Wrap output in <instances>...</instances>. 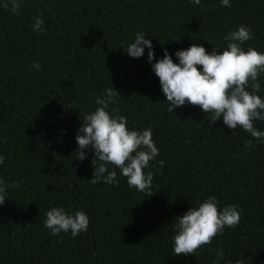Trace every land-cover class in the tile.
Returning <instances> with one entry per match:
<instances>
[{
    "label": "trees",
    "instance_id": "trees-1",
    "mask_svg": "<svg viewBox=\"0 0 264 264\" xmlns=\"http://www.w3.org/2000/svg\"><path fill=\"white\" fill-rule=\"evenodd\" d=\"M230 3L23 0L19 15L0 8V178L19 182L0 205V264H214L218 249V264H264V142L222 118L212 125L199 106L169 112L149 50L130 58L124 49L141 32L156 60L167 49L179 63L176 51L193 43L222 51L224 36L245 24L255 39L243 47L264 53V0ZM41 12L43 31L36 32L31 25ZM260 83L264 98V75ZM109 87L121 94L109 111L118 107L132 130L152 129L160 151L144 170L154 173L151 197L119 169L117 184L90 183L94 152L77 159L78 130ZM255 127L264 131V121ZM213 195L221 211L239 205V225L225 227L198 255H174L175 218ZM52 207L86 211L90 228L52 235L44 225Z\"/></svg>",
    "mask_w": 264,
    "mask_h": 264
},
{
    "label": "clouds",
    "instance_id": "clouds-1",
    "mask_svg": "<svg viewBox=\"0 0 264 264\" xmlns=\"http://www.w3.org/2000/svg\"><path fill=\"white\" fill-rule=\"evenodd\" d=\"M190 2L201 5V0ZM22 3L23 0H0V8L19 15ZM220 3L221 6L231 7L230 0H220ZM43 25L41 12L34 18L31 27L39 32L43 31ZM253 39L255 34L252 29L241 24L224 36L228 44L222 51L215 47L209 53L204 46L193 43L187 49L176 51L179 63L173 60L167 49L163 57L156 60L151 39L141 32L124 49L130 58L143 57L145 48L149 50L147 59L159 78L169 112H175V109L186 104L199 106L204 113L212 114L209 120L212 125L222 118L228 128L243 129L257 142H264V131L255 127V121H264V98L258 94L261 91L260 77L264 75V53L253 46L246 50L243 47L245 42ZM32 67L39 70L41 65L34 62ZM119 96L121 94L114 87H109L96 98L98 107L84 117L76 136L77 159H86L89 149L94 152V173L90 183L117 184L115 169H119L130 187L151 197L154 195L150 191L154 173L144 170L160 150L153 140L151 127L132 130L128 127V118L118 114V107L108 110L110 105L116 104ZM245 146L251 148L252 140L246 141ZM4 161L5 157L0 155V165ZM158 163L162 171L165 162L160 160ZM109 165L113 166L112 171H109ZM9 186L18 188L19 182L9 185L8 181L0 178V205L5 203ZM175 219L174 255H198L201 248L211 245L217 236L224 234L225 227L235 228L239 225L241 210L239 205L230 204L221 211L220 202L213 195ZM44 225L52 235L71 232L72 237H76L88 231L90 219L84 210L70 214L62 207H52L46 212ZM62 241L63 237H60ZM223 256V249H218L214 264H218ZM235 264L243 262L237 260Z\"/></svg>",
    "mask_w": 264,
    "mask_h": 264
},
{
    "label": "water",
    "instance_id": "water-1",
    "mask_svg": "<svg viewBox=\"0 0 264 264\" xmlns=\"http://www.w3.org/2000/svg\"><path fill=\"white\" fill-rule=\"evenodd\" d=\"M41 119H43V117ZM46 172L48 173V169L47 168H46ZM69 184L71 185V190L73 192H76L77 194H79V189L77 188L76 182L74 180H71L69 182ZM66 185L67 184H63L62 186L65 187ZM47 189H50V187H47ZM89 219H90V217H89ZM89 228H90V225H89Z\"/></svg>",
    "mask_w": 264,
    "mask_h": 264
}]
</instances>
